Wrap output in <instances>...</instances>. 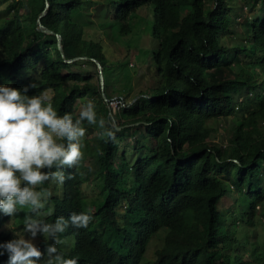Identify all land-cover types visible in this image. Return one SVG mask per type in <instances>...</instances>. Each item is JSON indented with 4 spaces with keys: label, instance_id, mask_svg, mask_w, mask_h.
<instances>
[{
    "label": "trees",
    "instance_id": "obj_1",
    "mask_svg": "<svg viewBox=\"0 0 264 264\" xmlns=\"http://www.w3.org/2000/svg\"><path fill=\"white\" fill-rule=\"evenodd\" d=\"M210 1L105 0L95 21L86 11L94 0H0V85H37L29 96L47 89L58 114L74 120L92 102L98 121L121 128L112 141L101 138L105 129L82 122L81 167L64 168L73 178L63 184L44 185L53 214L42 219L93 216L87 228L69 226L62 235L73 239L69 255L82 264H139L162 230L154 264H264V239L253 234V221L264 220V0H243L240 8L237 0ZM256 6L242 34L232 19ZM43 12L41 23L53 34L37 29ZM104 36L125 45L155 81L113 119L93 60L109 100H128L112 92L118 83L128 92L132 76L128 63L113 66ZM78 57L87 59L66 63ZM212 120L233 124L224 146L212 139ZM127 138L134 151L150 153L131 163ZM92 184L101 189L89 201L83 188ZM228 197L230 212L222 207ZM23 218L22 211L14 225L23 229ZM6 220L0 213V243L13 239L2 231ZM52 242L42 235L34 241L42 251ZM0 264H8L7 254Z\"/></svg>",
    "mask_w": 264,
    "mask_h": 264
},
{
    "label": "clouds",
    "instance_id": "obj_2",
    "mask_svg": "<svg viewBox=\"0 0 264 264\" xmlns=\"http://www.w3.org/2000/svg\"><path fill=\"white\" fill-rule=\"evenodd\" d=\"M29 87L38 86L33 84L21 90L0 85V213L7 217V223L23 211V230L30 237L16 235L15 238L5 223L2 231H10L13 239L0 243V256L7 254L8 264H82L78 257L69 255L73 247L68 250L61 245V237L69 226L87 228L93 216L87 212H73L67 220L63 216L54 222L42 219L53 214L52 191L44 185L50 181L63 184L66 179L73 178L72 174L66 177L64 168L81 167L85 158L82 140L87 131L82 122L105 129L101 138L112 141L118 129L106 128L103 118L97 120L92 102H88L74 120L71 113L58 114L47 89L29 96ZM126 101L129 102L127 106L132 104ZM41 235L46 241H53L44 251L34 243ZM144 256L139 264L145 260Z\"/></svg>",
    "mask_w": 264,
    "mask_h": 264
},
{
    "label": "rangeland",
    "instance_id": "obj_3",
    "mask_svg": "<svg viewBox=\"0 0 264 264\" xmlns=\"http://www.w3.org/2000/svg\"><path fill=\"white\" fill-rule=\"evenodd\" d=\"M94 1L98 2V3L88 4L86 11L89 12V18H88L89 20L98 21L99 20L98 9L100 7L101 2H103L105 0H94ZM242 2H243V0H237V2L235 3L237 8L244 6ZM210 3H211V1L209 0V4ZM5 7H6V4L2 5L0 7V11L4 10ZM255 8H257V6L256 7H249L247 9L244 8V11L241 12V15L236 13L237 15L235 14V17H233V19H232L233 26H237L239 28L238 31H240L241 33L244 32V27L247 25L248 21L254 17L253 9H255ZM1 15H2V13L0 12V16ZM105 41L107 42L108 45H110L114 48V53L108 54L109 57L113 58V60H110L111 62H113V66H117L118 63H121V62H122L121 64L128 63L129 69H130V74L132 76L131 79H128V81H125L126 82V89L128 86H131V89L128 92L122 91L120 93L122 83H118L117 84V91L112 92V95L123 94L130 101L135 95L139 94L140 91H143L144 89L153 87L155 85L154 84L155 81H154L152 75H150V73L148 72L149 68L147 67V65L145 63L137 64L132 58L127 56L128 51H127V48L125 45H123L121 42H118V43L116 41L113 42V39H111V38L107 39L105 37ZM82 71L94 73V67L83 66ZM258 80L261 81L260 79H258ZM86 104L87 103L84 102L82 104V107H84ZM117 111L118 110H116L114 112H117ZM209 124L213 128H215V131L211 135L212 139L215 141V144H222L223 146L225 144H227V138H228V135L230 134L229 130H230V127H232V125H233L232 122H228V121H224V120H212L209 122ZM125 140H126L125 144H127V147L125 148L124 154H126V156L128 157V159L131 163H134L136 161L138 155L145 156V155L150 153L149 149L137 151L138 152L137 153L136 151H134L132 149L135 142L132 141L131 138L130 139L127 138ZM100 189H101V187L99 185H95V184L86 185L83 188V194L85 197L88 198L89 201H91L99 193ZM235 195H237V191H235ZM233 201H234V197L226 198L222 203V207H224L227 212H230ZM14 219H15V217H11L7 221V223L5 225L6 229L10 230L13 233V235L15 236V238H16V235L17 236L25 235L26 238H30V237H28V234L24 233V230L22 228H17L13 225ZM236 219H237V217H236L235 213L230 214L228 217L229 222L236 221ZM253 223L256 225L253 227L254 228L253 234L254 235L257 234L258 236H260V238L264 239V220L260 219V221H259L257 218V219H255V221H253ZM159 235L161 236L160 239H159ZM163 237H165V233L162 230L159 233H157L154 236V238L149 242L145 256H144L145 260L143 261L142 264H152L154 262V260L156 258V250L155 249L159 248L164 243ZM252 238H253V236H252ZM61 239L63 240V244H61V245L66 246L68 250H70L73 247V240L71 238L61 237Z\"/></svg>",
    "mask_w": 264,
    "mask_h": 264
},
{
    "label": "water",
    "instance_id": "obj_4",
    "mask_svg": "<svg viewBox=\"0 0 264 264\" xmlns=\"http://www.w3.org/2000/svg\"><path fill=\"white\" fill-rule=\"evenodd\" d=\"M45 15H46V12H43V13L40 15V17H39V20H38V22H37V23H38V30H39V31H42V32H45V33H50V34H52L53 32L50 31V30H48L47 28H45V27L42 25L41 21H40V19L43 18ZM57 37H58L59 47H60L61 51H63V50H62V46H61V37H60L59 35H57ZM78 59H87V58H86V57H78V58H75V59H72V60H66V62H67V63H71V62H73V61H75V60H78ZM93 61L96 63V65H97V67H98L99 77H100V84H101V89H102V91H103V98H104L105 102L108 103L109 99L107 98V95L105 94V90H104V88H105V87H104V86H105V79H104V75H103V68H102L101 64H100L97 60H93ZM109 117L113 119V113L111 112V110H109ZM112 122H113V125H114V127H115L116 129H118V130L121 129L120 127L117 126V124H116L115 121H112Z\"/></svg>",
    "mask_w": 264,
    "mask_h": 264
},
{
    "label": "built area",
    "instance_id": "obj_5",
    "mask_svg": "<svg viewBox=\"0 0 264 264\" xmlns=\"http://www.w3.org/2000/svg\"><path fill=\"white\" fill-rule=\"evenodd\" d=\"M127 105H129V102L126 101L124 99V97H117L115 96L114 98H112L109 103H108V107L114 112L116 110H121L122 108L127 107Z\"/></svg>",
    "mask_w": 264,
    "mask_h": 264
}]
</instances>
